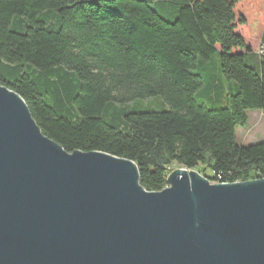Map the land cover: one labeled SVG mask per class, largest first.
I'll return each instance as SVG.
<instances>
[{
	"label": "trees",
	"instance_id": "trees-1",
	"mask_svg": "<svg viewBox=\"0 0 264 264\" xmlns=\"http://www.w3.org/2000/svg\"><path fill=\"white\" fill-rule=\"evenodd\" d=\"M0 85L64 151L132 160L148 192L174 166L264 179V143L237 136L264 111V0H0ZM153 98L169 110L123 107Z\"/></svg>",
	"mask_w": 264,
	"mask_h": 264
},
{
	"label": "water",
	"instance_id": "water-1",
	"mask_svg": "<svg viewBox=\"0 0 264 264\" xmlns=\"http://www.w3.org/2000/svg\"><path fill=\"white\" fill-rule=\"evenodd\" d=\"M0 85V264H264V179L174 170L146 191L137 165L68 153Z\"/></svg>",
	"mask_w": 264,
	"mask_h": 264
},
{
	"label": "rangeland",
	"instance_id": "rangeland-1",
	"mask_svg": "<svg viewBox=\"0 0 264 264\" xmlns=\"http://www.w3.org/2000/svg\"><path fill=\"white\" fill-rule=\"evenodd\" d=\"M247 65L251 67L255 66L254 61L252 60H247ZM123 107L129 112H140L141 110L146 111L150 109L155 111L169 110V107L166 104L161 103L160 98L137 101L129 105H124ZM237 136L238 144L243 147L264 143V111L249 112V124L245 128H238ZM179 169L184 168H180L178 166L172 167V171ZM208 175H212V172L209 170Z\"/></svg>",
	"mask_w": 264,
	"mask_h": 264
}]
</instances>
